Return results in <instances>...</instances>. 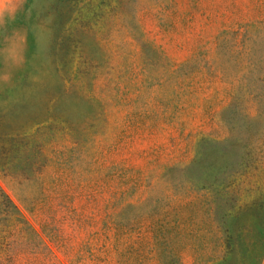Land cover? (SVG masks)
Wrapping results in <instances>:
<instances>
[{"label": "rangeland", "instance_id": "374dc122", "mask_svg": "<svg viewBox=\"0 0 264 264\" xmlns=\"http://www.w3.org/2000/svg\"><path fill=\"white\" fill-rule=\"evenodd\" d=\"M3 71L0 185L38 235L1 264H264V0H25ZM214 157L234 183L200 188Z\"/></svg>", "mask_w": 264, "mask_h": 264}, {"label": "trees", "instance_id": "16d2710c", "mask_svg": "<svg viewBox=\"0 0 264 264\" xmlns=\"http://www.w3.org/2000/svg\"><path fill=\"white\" fill-rule=\"evenodd\" d=\"M225 139L226 137L224 138V140ZM224 140H216V139H212L209 137H205L200 140V147H203L205 143H210L211 149L215 152V155H216L218 152H224L227 149V146L224 143ZM200 152L198 153V155L196 154L197 156L193 155L192 158L188 161V163L185 164V167L188 168V167H192L193 165H195L197 161L196 159L200 155ZM217 160H218L217 157H214L212 161L202 160L201 164L205 166V163H206L207 165L206 167H211L212 172L207 175L206 182H203L201 184L197 181H194L195 182L194 184H197L198 187L200 188H203V187L216 188L217 186L229 187L231 184L234 183V175L232 173L228 172L227 173L228 175L226 177L225 176L220 177L219 175V171L221 169L229 171V168H232V165L229 162L222 161V163H220ZM194 184H192V186H194ZM183 205H184L183 201H174L173 205H171V202H167L164 210L162 209L155 219H154V214H151L148 216V221L153 222L152 229H151L152 239H155L160 234L163 235L169 232L170 229H172V225L170 222L173 223V226H177V225L180 226L181 221H184L185 219L184 218L185 216L179 212L180 209L183 207ZM172 210L173 211L176 210V211L172 212ZM11 225L16 226L18 229H20L21 227H27L29 230H31L32 232L38 235L35 228L32 226V224L26 219V217L20 211L17 204L12 200L9 194L0 185V248L4 245L5 241L8 240L7 233L10 231ZM118 235L119 237L121 235V229L119 228H118ZM128 249L129 250L134 249V245L132 244V241L130 240L126 242L123 253H125ZM227 252H229L228 248H226V251L223 252L221 257H219L215 261L210 262L209 264H213V262L216 263L217 261L219 262L223 261L228 255ZM131 262L135 263L136 258H133Z\"/></svg>", "mask_w": 264, "mask_h": 264}, {"label": "clouds", "instance_id": "9594fccd", "mask_svg": "<svg viewBox=\"0 0 264 264\" xmlns=\"http://www.w3.org/2000/svg\"><path fill=\"white\" fill-rule=\"evenodd\" d=\"M25 0H0V28H8L15 25L19 13L23 10ZM23 57H17L15 54L3 57L5 69L18 66ZM11 78L10 71L0 73V83L7 84Z\"/></svg>", "mask_w": 264, "mask_h": 264}]
</instances>
